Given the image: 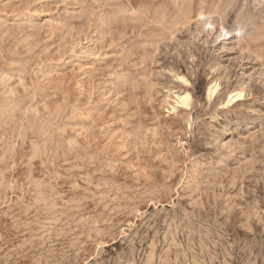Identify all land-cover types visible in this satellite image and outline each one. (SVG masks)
<instances>
[{
  "label": "rangeland",
  "instance_id": "obj_1",
  "mask_svg": "<svg viewBox=\"0 0 264 264\" xmlns=\"http://www.w3.org/2000/svg\"><path fill=\"white\" fill-rule=\"evenodd\" d=\"M0 264H264V0H0Z\"/></svg>",
  "mask_w": 264,
  "mask_h": 264
},
{
  "label": "bare ground",
  "instance_id": "obj_2",
  "mask_svg": "<svg viewBox=\"0 0 264 264\" xmlns=\"http://www.w3.org/2000/svg\"><path fill=\"white\" fill-rule=\"evenodd\" d=\"M215 86L214 87H212V88H210V90H209V94L210 95H212V94H214V92H215ZM233 95V94H232ZM241 97V92H237L236 94H234L230 99H229V101L228 102H230L232 99H236L237 98V100L239 99ZM187 101H188V96H185V97H183V98H180V105H187Z\"/></svg>",
  "mask_w": 264,
  "mask_h": 264
}]
</instances>
